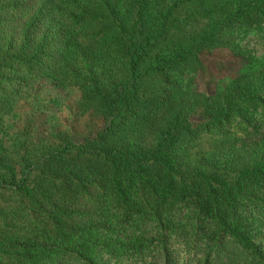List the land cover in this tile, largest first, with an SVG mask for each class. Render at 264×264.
Instances as JSON below:
<instances>
[{"label": "trees", "instance_id": "obj_1", "mask_svg": "<svg viewBox=\"0 0 264 264\" xmlns=\"http://www.w3.org/2000/svg\"><path fill=\"white\" fill-rule=\"evenodd\" d=\"M249 32L264 0H0V125L46 78L101 122L0 130V264H264V66L220 105L188 78ZM202 138L228 146L191 165Z\"/></svg>", "mask_w": 264, "mask_h": 264}, {"label": "rangeland", "instance_id": "obj_2", "mask_svg": "<svg viewBox=\"0 0 264 264\" xmlns=\"http://www.w3.org/2000/svg\"><path fill=\"white\" fill-rule=\"evenodd\" d=\"M243 46L254 50V57L242 59ZM201 66L190 74L197 96H207L210 102L221 104L224 93L244 84L246 75L264 66V35L254 32L241 34L234 46L202 51ZM198 69V70H197ZM260 117L255 112V119ZM260 122V120H259ZM101 122L91 118L79 102L77 88H63L50 78L31 83L10 103L8 113L0 125L1 136L25 140L28 145L57 144L63 137L78 138L95 131ZM220 139H200L188 154L191 165L204 167L228 146ZM264 234V226L262 227Z\"/></svg>", "mask_w": 264, "mask_h": 264}]
</instances>
